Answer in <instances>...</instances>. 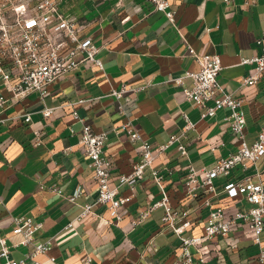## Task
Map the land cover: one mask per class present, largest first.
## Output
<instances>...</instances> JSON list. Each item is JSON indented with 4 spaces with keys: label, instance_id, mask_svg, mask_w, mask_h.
<instances>
[{
    "label": "crops",
    "instance_id": "1",
    "mask_svg": "<svg viewBox=\"0 0 264 264\" xmlns=\"http://www.w3.org/2000/svg\"><path fill=\"white\" fill-rule=\"evenodd\" d=\"M170 2V9L177 12L176 24L150 0H62L64 11L77 14L87 24L84 34L101 47L104 69L82 65L52 85L44 100L33 93L2 115L6 121L0 122V222L13 257L20 259L32 250L24 244L15 246L22 236L12 232L14 218L26 216L42 224L35 232L36 242L53 240L50 254L56 260L46 264H174L181 241L164 229L163 207L137 227L131 222L148 203L162 198L151 171L138 186L134 201L120 209L123 220L118 222L111 210L96 204L97 183L79 143L82 123L74 119L73 111L96 131L109 132L105 153L114 160V186L140 158L141 143L126 132L114 131L127 117L155 148L178 135L180 140L158 157L156 166L165 175L172 203L183 204L188 167L211 168L239 146L226 120L228 108L203 119V110L186 98L183 88L193 82L186 73L199 68L189 47L201 54L220 55L223 67L218 81L243 100L247 140L249 144L256 140L264 125V74L256 84L245 85L242 79L253 73L255 65L240 62L243 56L262 53L257 40L264 31V0L255 4L245 0ZM179 77L182 85L176 82ZM124 82L138 90L118 100L110 92ZM1 91L5 92L0 84ZM45 106L54 109L50 118L42 113ZM25 112L31 113L30 122L24 120ZM184 114L195 122V128L184 130ZM180 144L186 146V153L179 150ZM260 165L264 181V157ZM239 176L238 167L216 179L219 192L207 196L214 206L222 205L229 213L249 207L223 191L228 180ZM78 188L83 191L80 196L75 195ZM120 190L130 194L127 184ZM205 199L193 203L194 224L188 235L203 232L211 210ZM88 203L95 204V214L80 218ZM261 240V245L255 243L250 230L237 222L226 238L217 236L202 245L207 264H261L258 255L264 250V231ZM39 259L46 261L48 256Z\"/></svg>",
    "mask_w": 264,
    "mask_h": 264
},
{
    "label": "built area",
    "instance_id": "2",
    "mask_svg": "<svg viewBox=\"0 0 264 264\" xmlns=\"http://www.w3.org/2000/svg\"><path fill=\"white\" fill-rule=\"evenodd\" d=\"M154 8L166 14L168 19L177 23V12L170 9V0H150ZM226 3L231 0H224ZM259 0H245L247 4H255ZM62 0H23L13 5L8 12L0 4V84L5 92H0V122L6 119L2 116L14 104L28 98L33 93H38L44 100L49 94L50 87L63 77L79 69L82 65L93 64L104 69L99 57L101 47L97 45L92 36L84 34L87 24L72 12L62 9ZM262 53L252 57H241V64L255 65L253 73L245 76L242 83L245 85L256 84L264 74V31L257 40ZM189 52L195 57L199 68L188 71L186 76L192 78V86L184 87L186 98L194 102L203 111L201 118L213 117L220 109L228 108L226 116L231 131L237 136L239 146L236 151L228 156L219 158L211 168L197 169L193 165L188 167L186 179L183 183V192L186 200L183 204L175 206L165 184V175L156 166L158 157L166 153L168 147L180 140L176 134L169 140L154 147L150 140L144 138L140 130L132 123L131 119L124 121L114 131L126 132L133 140L141 143L140 158L134 163L129 173L119 176L120 183L111 184L114 160L105 153V145L109 138L106 130L96 131L93 126L80 116L78 111H73L75 120L82 123L80 145L86 156L90 159L94 178L97 183L96 204L106 206L111 210L116 220H123L120 213L122 207L134 201L138 186L151 171L154 182L159 186L162 198L156 202L148 203L142 208L131 222L133 227L144 223L158 208H164L162 223L164 229L180 238V251L176 254L174 264H207L206 250L202 245L204 241H211L215 237L226 238L231 232L233 224L241 222L250 230L252 239L261 245V235L264 231V181L263 170L260 165L264 157V125L259 131L256 140L249 144L247 140L246 113L243 100L228 92L218 81L222 70V61L219 54H201L193 47ZM179 85L183 84L181 77L176 78ZM138 88L129 83L112 87L110 94L120 100ZM83 100H81L82 102ZM121 114L127 115L125 107L120 104ZM54 109L44 107L42 113L50 118ZM26 122L32 120L30 112L23 115ZM184 130L195 128L196 124L187 114ZM74 132V129L71 128ZM37 144L41 143L40 134H37ZM179 150L186 153V146L179 145ZM241 170V176L228 180L223 186L229 197L245 201L249 207L237 209L229 213L222 205L214 206L209 194H217L219 187L216 179L229 176L236 168ZM127 184L129 195H123L120 186ZM57 191V188L54 189ZM59 192V191H58ZM78 188L76 196L82 195ZM205 199L204 204L211 206L209 215L205 220L201 235H188L194 224L192 218L193 203L197 204ZM95 204H86L80 218L94 212ZM42 226L34 222L33 218L21 216L14 218L12 232L21 235L22 239L15 246L24 244L32 246L24 257H13L8 238L2 234L0 222V264H46L55 262L52 256L53 240L45 242L35 241V232ZM69 226H73L70 223ZM195 248V252L192 250ZM40 255L48 256L46 261L40 260ZM90 261V258H87ZM258 261L264 264V250L261 249Z\"/></svg>",
    "mask_w": 264,
    "mask_h": 264
},
{
    "label": "rangeland",
    "instance_id": "3",
    "mask_svg": "<svg viewBox=\"0 0 264 264\" xmlns=\"http://www.w3.org/2000/svg\"><path fill=\"white\" fill-rule=\"evenodd\" d=\"M22 1L23 0H0V4H2L4 6V9L9 12L13 5H16ZM32 1L36 2L37 0Z\"/></svg>",
    "mask_w": 264,
    "mask_h": 264
}]
</instances>
